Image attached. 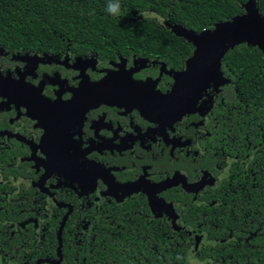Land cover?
Returning <instances> with one entry per match:
<instances>
[{"label": "flooded vegetation", "instance_id": "obj_1", "mask_svg": "<svg viewBox=\"0 0 264 264\" xmlns=\"http://www.w3.org/2000/svg\"><path fill=\"white\" fill-rule=\"evenodd\" d=\"M166 26L183 44L162 53L0 46V264H94L117 244L129 264H264V103L223 57L224 83L203 85Z\"/></svg>", "mask_w": 264, "mask_h": 264}, {"label": "trees", "instance_id": "obj_2", "mask_svg": "<svg viewBox=\"0 0 264 264\" xmlns=\"http://www.w3.org/2000/svg\"><path fill=\"white\" fill-rule=\"evenodd\" d=\"M256 1L260 14L264 16V0ZM108 2L0 0V46L12 51H50L65 47L79 53L94 51L109 58L118 53H162L173 45L183 44L176 39V34L167 32V23L201 33L213 29L219 22L245 13L244 5L248 0H120L118 16L106 11ZM222 61L231 68L233 78H237L243 99L250 102L254 99V102L263 104V50L243 42L229 49ZM238 215L243 216L241 212ZM263 216L264 213L259 214L262 222ZM236 223H239L238 218ZM140 231L144 232L145 228L141 227ZM136 235L132 239L133 249ZM156 243L159 251L189 252V246L183 244H175L171 249L170 244L162 243L160 234ZM148 252H151L149 247ZM241 252L247 253L243 249ZM102 256L103 253L94 264H129L132 260L122 253L120 244L112 256Z\"/></svg>", "mask_w": 264, "mask_h": 264}, {"label": "water", "instance_id": "obj_3", "mask_svg": "<svg viewBox=\"0 0 264 264\" xmlns=\"http://www.w3.org/2000/svg\"><path fill=\"white\" fill-rule=\"evenodd\" d=\"M244 7L245 13L219 22L213 29L204 30L201 33L181 25L167 23L179 35L185 36L196 46L195 56L189 61V70L192 64H194L193 68L201 62L202 56L203 85L208 86L212 81L216 84L224 83L219 80L221 59L235 45L246 42L264 51V16L260 14L256 0H248Z\"/></svg>", "mask_w": 264, "mask_h": 264}, {"label": "clouds", "instance_id": "obj_4", "mask_svg": "<svg viewBox=\"0 0 264 264\" xmlns=\"http://www.w3.org/2000/svg\"><path fill=\"white\" fill-rule=\"evenodd\" d=\"M121 4L120 0H109L106 5V11L112 16H118L120 14ZM189 264H193L192 261H189Z\"/></svg>", "mask_w": 264, "mask_h": 264}]
</instances>
